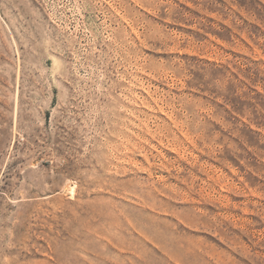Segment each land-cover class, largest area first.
Returning <instances> with one entry per match:
<instances>
[{"label":"rangeland","instance_id":"rangeland-1","mask_svg":"<svg viewBox=\"0 0 264 264\" xmlns=\"http://www.w3.org/2000/svg\"><path fill=\"white\" fill-rule=\"evenodd\" d=\"M0 264H264V0H0Z\"/></svg>","mask_w":264,"mask_h":264},{"label":"bare ground","instance_id":"bare-ground-1","mask_svg":"<svg viewBox=\"0 0 264 264\" xmlns=\"http://www.w3.org/2000/svg\"><path fill=\"white\" fill-rule=\"evenodd\" d=\"M57 59V58H56ZM58 61V60H57Z\"/></svg>","mask_w":264,"mask_h":264}]
</instances>
